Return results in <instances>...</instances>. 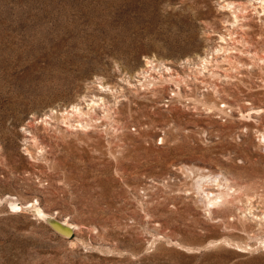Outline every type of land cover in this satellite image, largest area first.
Returning a JSON list of instances; mask_svg holds the SVG:
<instances>
[{"label":"rangeland","instance_id":"rangeland-1","mask_svg":"<svg viewBox=\"0 0 264 264\" xmlns=\"http://www.w3.org/2000/svg\"><path fill=\"white\" fill-rule=\"evenodd\" d=\"M262 1L0 0V264H264Z\"/></svg>","mask_w":264,"mask_h":264},{"label":"bare ground","instance_id":"bare-ground-1","mask_svg":"<svg viewBox=\"0 0 264 264\" xmlns=\"http://www.w3.org/2000/svg\"><path fill=\"white\" fill-rule=\"evenodd\" d=\"M262 2H264V0L262 1ZM264 6V5H263ZM228 9H234L235 8V6H234V8H233V6L232 5H229L228 7H227ZM235 10V9H234ZM236 12H238V11H236ZM235 12V13H236ZM236 15V14H235ZM238 17V16H237ZM237 17H235V19H238ZM252 18V17H251ZM258 19V18H257ZM240 21V20H239ZM236 23H237V21H236ZM235 26V25H234ZM233 26V27H234ZM227 30V29H226ZM232 31V30H231ZM238 31V30H237ZM248 32V31H247ZM230 35H232V34H230ZM234 35V34H233ZM247 35V34H246ZM231 37V36H230ZM233 37V36H232ZM221 39L223 40V41H225V44L227 43V41H226V38H225V36H221ZM234 39H235V37H234ZM227 40H228V38H227ZM240 40V39H239ZM235 44V43H234ZM221 50H223L224 52H226L227 50H226V48L223 46L222 48H220ZM219 49V50H220ZM218 51V50H217ZM222 51V52H223ZM221 52V51H220ZM219 52V53H220ZM216 53V52H215ZM219 53H217V54H219ZM232 54V53H231ZM226 55H227V53H226ZM205 59V58H204ZM205 61V64H208V63H210V61H209V59L207 60V59H205L204 60ZM215 61V60H214ZM212 62V61H211ZM231 62V61H230ZM233 63V62H232ZM246 65V64H245ZM264 67V66H263ZM203 68H205V66L203 67ZM208 68V67H207ZM206 69V68H205ZM237 76V75H236ZM191 77V76H190ZM226 77H228V76H226ZM232 78V77H231ZM234 79H235V77H233ZM232 78V79H233ZM197 79V78H196ZM230 79V78H229ZM231 79V80H232ZM233 79V80H234ZM238 80V79H237ZM230 81V80H229ZM235 81V80H234ZM234 81H232V82H234ZM241 81V80H240ZM187 82V81H186ZM231 83V82H230ZM232 84V83H231ZM189 86V85H188ZM100 87H103V86H100ZM208 88V87H207ZM234 88V87H233ZM214 89H216V88H214ZM218 89H220V88H218ZM239 89V88H238ZM211 91H213V90H211ZM235 91V90H234ZM242 92V91H241ZM218 92L216 91V92H214V94H216L215 96H217L218 94H217ZM231 93V92H230ZM239 93H240V91H239ZM234 94V93H233ZM222 96V95H221ZM216 98H218V97H216ZM203 100H205V98L203 99ZM213 100V99H212ZM215 100H213V102H214ZM91 103L93 104V105H97V103H95V102H93V101H91ZM213 104V103H212ZM226 105H227V103H225ZM215 106H216V104H215ZM218 106V105H217ZM225 106V105H224ZM230 107V106H229ZM211 108V107H210ZM212 108H215L216 109V107H212ZM222 108V107H221ZM261 108V107H260ZM214 109V110H215ZM230 109H232V108H230ZM213 110V109H212ZM218 110V109H217ZM222 110V109H221ZM224 110V109H223ZM229 110V109H228ZM233 110V109H232ZM246 110H247V108H246ZM72 111H73V113H77V115L79 116V115H84V112H83V110L81 109V107H78V106H73V108H72ZM241 111V110H240ZM229 112V111H228ZM248 114V113H247ZM252 114H254V113H252ZM246 115V114H245ZM242 117H244L243 116V114H242ZM246 117V116H245ZM245 117H244V120H245ZM247 118H249V120L251 119V116L250 115H247ZM246 118V119H247ZM259 125V124H258ZM247 126L249 127H251L252 126V124L251 123H248L247 124ZM77 128H84L82 125H77L76 126ZM245 129V128H244ZM243 129V130H244ZM248 129V128H247ZM81 130V129H80ZM245 131V130H244ZM248 131V130H247ZM263 132V131H262ZM260 138H262V137H260ZM262 142L264 143V134H263V140H262ZM189 169V168H188ZM196 169V168H195ZM189 173V172H188ZM195 173V172H194ZM204 173V172H203ZM201 174V173H200ZM203 175V174H202ZM206 177V176H205ZM209 177V176H208ZM202 179V178H201ZM209 179H210V177H209ZM198 184V183H197ZM199 185H201V184H199ZM198 185V186H199ZM200 189H201V187H200ZM236 191V190H235ZM241 194V193H240ZM245 196V195H244ZM215 202V201H214ZM214 202L212 201H210L209 203L210 204H214ZM209 204V205H210ZM30 206H31V204H30ZM27 207V206H26ZM38 208V207H37ZM39 216H41V217H44V216H46L45 215V212L43 211V210H39V214H38ZM71 222V221H70ZM72 224V223H71ZM67 225H69V224H67ZM73 225V224H72ZM69 227V226H68ZM76 227V226H75ZM70 228V227H69Z\"/></svg>","mask_w":264,"mask_h":264},{"label":"water","instance_id":"water-1","mask_svg":"<svg viewBox=\"0 0 264 264\" xmlns=\"http://www.w3.org/2000/svg\"><path fill=\"white\" fill-rule=\"evenodd\" d=\"M49 219H51V221H52L53 218H52V217H49ZM55 226L57 227V229H58L60 232H62V233H66V234L69 233V231H67V230H65L64 228H62L60 224H56Z\"/></svg>","mask_w":264,"mask_h":264}]
</instances>
